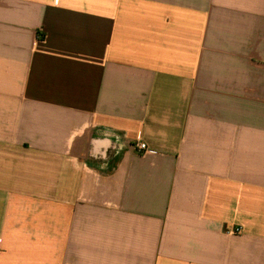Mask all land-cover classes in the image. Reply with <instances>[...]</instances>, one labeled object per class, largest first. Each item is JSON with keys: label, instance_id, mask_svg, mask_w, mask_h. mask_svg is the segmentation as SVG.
<instances>
[{"label": "crops", "instance_id": "0c3cea01", "mask_svg": "<svg viewBox=\"0 0 264 264\" xmlns=\"http://www.w3.org/2000/svg\"><path fill=\"white\" fill-rule=\"evenodd\" d=\"M0 264H264V0H0Z\"/></svg>", "mask_w": 264, "mask_h": 264}, {"label": "built area", "instance_id": "2783aa9c", "mask_svg": "<svg viewBox=\"0 0 264 264\" xmlns=\"http://www.w3.org/2000/svg\"><path fill=\"white\" fill-rule=\"evenodd\" d=\"M136 150H138L139 153H150L154 154L155 151L151 150L146 143L144 142H137L135 145ZM241 228H235L233 231H230L232 234L240 233Z\"/></svg>", "mask_w": 264, "mask_h": 264}]
</instances>
